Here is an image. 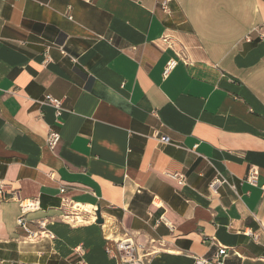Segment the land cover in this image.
I'll return each mask as SVG.
<instances>
[{
	"label": "crops",
	"instance_id": "obj_1",
	"mask_svg": "<svg viewBox=\"0 0 264 264\" xmlns=\"http://www.w3.org/2000/svg\"><path fill=\"white\" fill-rule=\"evenodd\" d=\"M263 184L264 0H0V264H264Z\"/></svg>",
	"mask_w": 264,
	"mask_h": 264
},
{
	"label": "built area",
	"instance_id": "obj_2",
	"mask_svg": "<svg viewBox=\"0 0 264 264\" xmlns=\"http://www.w3.org/2000/svg\"><path fill=\"white\" fill-rule=\"evenodd\" d=\"M166 3L167 1L162 4L164 9H166ZM174 66H175V61L173 60L168 61L163 69V76L167 77L170 71L174 68ZM44 103H46L47 105L51 106L54 109L55 122L59 124L60 123L59 120L63 112L62 101L54 99L51 96L47 95L45 97ZM59 139H60L59 133L53 129H50L46 138V146L50 150H53L58 144ZM160 141H162L163 143H168V139L166 137L161 138ZM170 177L175 181H177L178 184L183 183V178L179 175H170ZM244 181L249 183L250 185L256 186L258 183L257 171L254 168H251ZM225 184H228L225 179L221 177H216L210 182L209 188L212 191V193L216 194L218 189ZM261 189L264 191V184L261 186ZM64 191H65L64 189H60L61 194H63ZM4 192H5V186L1 185L0 199L4 198L5 196ZM19 207H20V215L16 220V225L24 231L26 240L31 242H36L42 239L53 238V235L46 229L45 224L43 222L37 224L36 230H31L28 227L27 221L25 219V215L30 211H36L39 209L38 201L33 199L23 200L20 201ZM80 209L81 207L76 208V205H72L71 207V211H78ZM65 218H68V216H66ZM95 220L96 217L94 216V221ZM115 245H116L119 263L147 264L137 257L138 252L142 250V247L140 245H135L132 239L128 237H124L116 241ZM226 257H227L226 249L224 247H219L216 254L210 259L195 258L193 264H224Z\"/></svg>",
	"mask_w": 264,
	"mask_h": 264
},
{
	"label": "water",
	"instance_id": "obj_3",
	"mask_svg": "<svg viewBox=\"0 0 264 264\" xmlns=\"http://www.w3.org/2000/svg\"><path fill=\"white\" fill-rule=\"evenodd\" d=\"M96 224H102V219L100 218V215H99V212L97 211L96 212V221H95Z\"/></svg>",
	"mask_w": 264,
	"mask_h": 264
}]
</instances>
